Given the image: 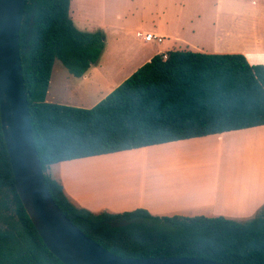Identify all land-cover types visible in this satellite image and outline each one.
<instances>
[{"label": "trees", "instance_id": "16d2710c", "mask_svg": "<svg viewBox=\"0 0 264 264\" xmlns=\"http://www.w3.org/2000/svg\"><path fill=\"white\" fill-rule=\"evenodd\" d=\"M70 0H26L19 55L32 137L45 186L86 236L121 257H197L264 264V205L250 219L93 212L75 205L45 170L76 158L264 125V65L242 53L155 54L90 108L47 102L55 59L80 78L105 48L102 29L80 30ZM0 264H65L43 243L14 185L0 127Z\"/></svg>", "mask_w": 264, "mask_h": 264}, {"label": "rangeland", "instance_id": "374dc122", "mask_svg": "<svg viewBox=\"0 0 264 264\" xmlns=\"http://www.w3.org/2000/svg\"><path fill=\"white\" fill-rule=\"evenodd\" d=\"M69 16L80 30L102 29L105 49L100 62L83 79L70 74L55 59L47 102L90 108L107 94L111 84L158 48L198 47L215 53L264 50V0H70ZM158 27L165 33L161 43L136 34L147 30L156 33ZM114 63L115 70L109 71L108 67ZM242 139L245 141H225L223 145L198 144L202 145L199 148L173 145L98 155L99 159L85 166L93 171L75 172V185L64 173L65 194L69 197L72 190L98 201L134 204L146 197L158 202L174 201L194 191L195 197L183 198L198 199V189L215 178L216 169H225L227 172L221 173L223 178L240 177L247 172L245 176L249 179L240 181L239 194L235 193L237 189H230L231 183L226 184L217 200L222 204L240 201L252 187L257 191L264 189V131L259 142L249 137ZM189 162L194 165H186ZM62 168L67 170L69 166L51 164L45 173L60 178ZM259 176L261 179H255ZM184 177L187 184L176 198L170 194L163 196L164 190L153 185ZM236 187L235 183L233 188Z\"/></svg>", "mask_w": 264, "mask_h": 264}, {"label": "water", "instance_id": "95a60500", "mask_svg": "<svg viewBox=\"0 0 264 264\" xmlns=\"http://www.w3.org/2000/svg\"><path fill=\"white\" fill-rule=\"evenodd\" d=\"M26 0H0V127L18 197L34 228L65 264H225L197 257H121L80 231L49 194L36 150L19 55Z\"/></svg>", "mask_w": 264, "mask_h": 264}, {"label": "crops", "instance_id": "0c3cea01", "mask_svg": "<svg viewBox=\"0 0 264 264\" xmlns=\"http://www.w3.org/2000/svg\"><path fill=\"white\" fill-rule=\"evenodd\" d=\"M102 26L104 27L103 24H102ZM155 29H156L155 34L162 35V36L165 35L164 31L161 28L158 27ZM91 31H93V30H91ZM146 32H152V31L147 30ZM173 37H174V39L176 38V36H173ZM172 49H175V48L172 46H167L164 49L158 48L154 52L148 53L146 58H144V60L139 65L133 67L127 74H125V76L120 78L116 83L111 84L106 93L108 94L112 89H114L124 79H126L130 74H132L139 66H141L146 61H149L152 56H154L155 54L167 52V51L172 50ZM191 50H196V51L206 52V53L214 52V51H206L203 49H199L198 47L194 48V49L191 48ZM103 52H104V50H103ZM103 52L101 53L97 63L93 64L87 70V72L93 66L97 65L100 62V59L102 58ZM216 52H219V51H216ZM222 53H242L245 55V57L247 58L249 63H251V64H263L264 65V50H261L260 48L258 50H255L254 52L253 51L249 52L246 50H239V51H227V52H222ZM116 56L118 58L123 57V55L122 56L116 55ZM115 68H116V66L114 63L113 65L108 67V70L114 71ZM97 70H100V69H97ZM87 72L82 77H80V79H83L84 76L87 75ZM107 94L103 95L102 98L105 97ZM46 96H47V94H46ZM56 98H58V97H56ZM97 100L98 99H96L95 101H97ZM100 100H98V101H100ZM263 131H264V125H259V126H253V127H248V128H242V129H238V130L225 131V132L218 133V134H209V135H205V136H201V137H194V138H188V139H182V140H177V141H172V142H166V143H161V144L145 146V147H141V148L128 150V152H135L136 150H137V152H139L138 150L143 151V150L156 149V148H160V147L173 146V145L185 146L184 148L195 147L196 145H197L196 148H199L200 146H202V145H198V144L211 146V144L216 143V142H220L221 145H223V144H225V141L226 142H228V141L232 142V140H234V142H237L239 140L245 141V139H242V138H246V137L253 139V141L259 142L258 139L261 136V133H263ZM243 143H245V142H243ZM242 145H244V144H242ZM202 149L204 150V148H202ZM125 151H127V150L119 151L118 153H122ZM103 155H105V154H103ZM203 155H205V154H203ZM97 156L98 155L84 157V158H76V159H72V160H66V161L59 162L61 165L64 164L65 166H69V169L65 170L62 168V170L60 171L61 172L60 178H56L52 175L51 176L61 182V184L63 186V190L65 192L63 180L66 181V178L69 179V176H70V179H71L70 182H72L73 185H75V183H76L75 182V172L77 173V170H82V172L83 171H93L94 169L92 167H85V166H88L89 165L88 163L91 162L92 160H97L100 158V157L97 158ZM186 165L192 166L194 164H191L189 162ZM93 167L95 168V166H93ZM89 168H91V169H89ZM224 170L221 169V171L220 170L217 171V169H216L215 178L212 181H209V182L207 181L208 183L207 182L204 183L205 188L198 189L199 191L197 194L200 197L198 199H194V198L184 199L183 198V197H195V196H193V195H196L194 193V191H190L189 193H186L181 198H178L174 201L158 202V201H153L151 199L149 200V198L146 197L145 200L136 202L134 204H129V203L123 202V201H112L111 202L110 200H101L102 201L101 202V201H98V200H95L92 198H86L82 195V193L74 192L72 190H69V197L68 196L67 197L75 205L87 208L93 212H98L100 210H108L110 212L117 213V212L132 210L135 208H144L153 215H173V214H180V215H184V216H195V215L218 216V215H222V216L232 218V219H236L239 221H244V220L250 219L264 205V189L257 191L255 189V187L254 188L252 187L250 190H248V192L246 191V193H245L246 195H245L244 199H241L240 201H234V202L222 204V203H220V201L217 200V197L220 194H222L223 186H225L228 183H231L232 187H230V189H232L234 191H235V189H237L238 191H235V193L239 194L238 192L240 190V188H239L240 181H245V179H249L248 176H245V174L247 172L244 173V175H242L240 177H231V178H228V177L225 178L224 177L223 178V177H221V173L227 172ZM64 173L66 174V178L64 176ZM177 177H179V176H177ZM177 177L172 178V179H177ZM261 177L262 176H259L258 178H255V179H261ZM185 178H187V177H184V178L179 179V180H167V181L163 182L162 184H153V185L155 186L156 189L164 190L163 196L170 194L171 197L176 198L178 195H180L182 193V191L184 190V188L187 184L186 183L187 179H185ZM263 180H264V177H263ZM235 183H236L237 187L233 188L235 186ZM69 187H70V185H69ZM206 194H209L208 195L209 198L206 196Z\"/></svg>", "mask_w": 264, "mask_h": 264}, {"label": "built area", "instance_id": "2783aa9c", "mask_svg": "<svg viewBox=\"0 0 264 264\" xmlns=\"http://www.w3.org/2000/svg\"><path fill=\"white\" fill-rule=\"evenodd\" d=\"M138 36H142L144 40H152L157 43H161L164 40V36L155 34L153 32H142V31H137L136 33ZM162 55L163 59L167 58V52L160 53Z\"/></svg>", "mask_w": 264, "mask_h": 264}]
</instances>
